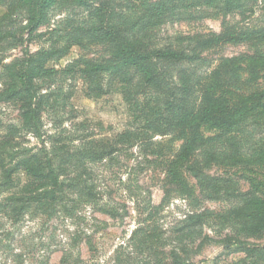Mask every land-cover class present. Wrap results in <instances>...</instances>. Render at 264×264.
<instances>
[{"label":"rangeland","instance_id":"obj_1","mask_svg":"<svg viewBox=\"0 0 264 264\" xmlns=\"http://www.w3.org/2000/svg\"><path fill=\"white\" fill-rule=\"evenodd\" d=\"M11 1L0 0L1 28L11 30L0 36V89L7 80L4 66H18L24 47L35 54L48 47L55 30L69 31L94 20L85 7L56 4L47 23L27 38L22 11L13 9ZM111 1L117 12H124L125 5L141 0ZM198 6L192 8L191 18L167 21L151 35L168 42L178 35L219 32L224 23L258 28L263 37L259 50L264 54V0L245 1L243 9L226 14ZM65 20L71 24L61 22ZM22 36L27 40L17 41ZM85 40L48 61L55 74L35 81L48 95L40 113L41 138L25 129L13 138L23 150L46 145L64 186L52 189L55 208L45 203L32 207L18 221L0 211V264H253L245 248L264 245V124L261 133L245 137L240 132L229 138L231 148L224 149L223 141L214 142L215 158L224 150L232 151L218 161L208 159L202 150L196 157H185L177 136L155 133L159 103L153 93L125 92L126 87L118 85L105 94L103 86L91 89L78 70L91 60L103 61V48ZM255 44L239 40L217 46L198 71L216 66L222 57L251 55ZM237 64L244 67L239 76L245 80L250 76L245 62L239 58ZM258 78L254 88L238 91L261 92L264 69ZM10 123L21 125L16 101L0 103V136ZM201 131L203 136L218 132L209 124H202ZM108 146L115 150L111 158L90 160ZM81 150L89 154L81 156ZM194 161L201 176H210L207 181L197 180L187 170ZM175 171L183 184L174 181ZM46 181L18 171L11 189L0 188V203L22 186L43 192ZM237 242L245 247L238 248Z\"/></svg>","mask_w":264,"mask_h":264},{"label":"trees","instance_id":"obj_2","mask_svg":"<svg viewBox=\"0 0 264 264\" xmlns=\"http://www.w3.org/2000/svg\"><path fill=\"white\" fill-rule=\"evenodd\" d=\"M245 1L248 0H141L138 4L125 5L124 12H117L111 0H12L10 6L22 11L25 22L22 28L27 38L39 26L47 23L50 11L56 4L65 2L85 7L94 20L81 27L71 26L69 31L64 27L61 33L54 29L56 35H51V43L47 48L30 54L29 49L24 47V56L18 66H4L7 80L0 89V103H19L21 125L8 124L0 136V188L8 186L11 189L14 174L21 170L34 180L47 181L43 192L34 188L27 190L26 186L11 192L0 203L2 215L18 221L32 207L38 209L45 203L55 208L56 191L52 189L60 191L64 182L52 162L49 150L46 145L35 151L23 150L13 142V138L22 129L41 138L40 113L48 95L35 81L41 76L55 74L56 70L49 68L48 61L65 53L71 45H82L85 39L103 48V61L91 60L78 70L90 81L91 89L97 91L103 86L105 94L118 85L126 87L125 92L153 93L159 103L155 133L177 136L182 141L180 151L185 157H196V151L202 150L210 156L208 159L218 161L224 155L232 154V151L224 150L220 158H215L218 146L214 142L223 141L226 149L231 146L228 145V139L240 132L245 137L261 133L259 129L264 124L260 122L264 118H261L264 115V89L259 93L257 89L238 91L254 88L259 71L264 69V54L259 50L263 37L259 35L258 28L248 30L224 23L219 32L178 35L169 38L168 42H161L151 35L156 27L167 21L191 18L194 6L200 5L226 14L243 9ZM61 22L69 23L66 20ZM9 24L13 25L12 19ZM3 34L10 35L11 30L2 29L0 24V36ZM27 38L22 36L17 41L22 42ZM62 38L65 40L59 45ZM3 39L6 40L5 37ZM239 40L256 43L254 52L247 56L222 57L216 66L198 71L199 66L207 62L209 51ZM239 58L243 59L250 73L245 80L239 76L244 70L242 65L237 64ZM222 73L225 75L221 76ZM202 124L217 128L218 132L203 136ZM114 151L113 146H108L100 154L94 155L91 151L93 155L89 158L91 161L111 158ZM88 154V150H81V156ZM199 166L194 161L187 170L197 180L207 181L210 176H201ZM173 177L177 184H183L178 172L175 171ZM237 243L238 248L245 247L242 242ZM245 249L253 264H259L260 259L264 261V245ZM255 253L257 256L253 255Z\"/></svg>","mask_w":264,"mask_h":264}]
</instances>
